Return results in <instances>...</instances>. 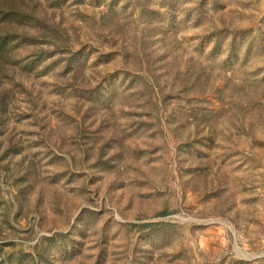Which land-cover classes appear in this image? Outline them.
Listing matches in <instances>:
<instances>
[{"label": "rangeland", "instance_id": "1", "mask_svg": "<svg viewBox=\"0 0 264 264\" xmlns=\"http://www.w3.org/2000/svg\"><path fill=\"white\" fill-rule=\"evenodd\" d=\"M0 264H264V0H0Z\"/></svg>", "mask_w": 264, "mask_h": 264}]
</instances>
